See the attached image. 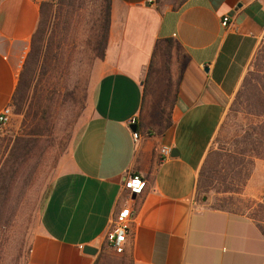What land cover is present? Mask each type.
I'll return each mask as SVG.
<instances>
[{"label":"crops","instance_id":"crops-1","mask_svg":"<svg viewBox=\"0 0 264 264\" xmlns=\"http://www.w3.org/2000/svg\"><path fill=\"white\" fill-rule=\"evenodd\" d=\"M43 1L0 0V112L12 101ZM263 37L264 0H186L166 9L112 0L90 116L51 183L26 264H99L106 251L116 253L104 236L133 173L146 188L129 200L137 214L116 253L129 264H264V235L251 217L196 201L200 167ZM172 43L180 56L167 103ZM163 145L176 155L161 156Z\"/></svg>","mask_w":264,"mask_h":264},{"label":"rangeland","instance_id":"rangeland-1","mask_svg":"<svg viewBox=\"0 0 264 264\" xmlns=\"http://www.w3.org/2000/svg\"><path fill=\"white\" fill-rule=\"evenodd\" d=\"M154 1L166 9L180 0ZM48 2L40 43L44 49L48 45L50 61L43 67L41 59L32 69L23 93L8 106L7 121L0 125V264H26L44 200L90 116L92 89L100 73L94 36L101 0ZM170 47L164 66L169 75L167 103L180 56L175 43ZM258 62L261 70L250 89L240 98L233 96L214 134L206 156L218 152L209 155L198 174L196 201L251 217L264 232V128L258 125L264 119V37L244 76ZM152 75L145 79L147 94ZM99 264L129 262L106 251Z\"/></svg>","mask_w":264,"mask_h":264},{"label":"trees","instance_id":"trees-1","mask_svg":"<svg viewBox=\"0 0 264 264\" xmlns=\"http://www.w3.org/2000/svg\"><path fill=\"white\" fill-rule=\"evenodd\" d=\"M47 1H43L40 6V17L39 21L36 27V30L34 31L31 41H30V47L28 50V53L22 63V67L18 76V83L16 86V89L12 95V100L17 97L18 94L23 93L24 88L26 87V84L28 82V77L29 73L38 66L42 59V66L45 67L50 61V54H49V49L48 45L46 44L45 49L43 48L41 42V34L44 31V24H45V14H46V9L50 5V3ZM111 1L112 0H101V6H100V13L98 15V24H97V29L96 33L94 36V45H95V51L96 55L102 59L104 57L106 45H107V39H108V32H109V25H110V17H111ZM186 0H180L179 3L175 6H181ZM60 4H66L69 5L72 0H58ZM174 8V7H173ZM168 42H171V39L167 40ZM261 62L256 63V68L255 70H252L248 73L247 76H244L241 82V85L237 89L235 96L236 98L242 97L247 91L250 89L253 79L257 76V73L260 72L261 69ZM258 125L262 126L264 128V119H261ZM261 135V132L259 133ZM264 135V134H262ZM256 153H260V148L257 149L255 146ZM218 151L212 150L208 153L206 156L202 167L199 172V177L202 175L203 171V165L205 164L206 161L209 159V155L211 156L212 153H217ZM3 189V181H1V176H0V193L1 190ZM256 222V221H255ZM258 225V224H257ZM260 231L264 235V232L262 231L261 227L258 225ZM95 264H98L97 262Z\"/></svg>","mask_w":264,"mask_h":264},{"label":"built area","instance_id":"built-area-1","mask_svg":"<svg viewBox=\"0 0 264 264\" xmlns=\"http://www.w3.org/2000/svg\"><path fill=\"white\" fill-rule=\"evenodd\" d=\"M221 23L223 26H227L229 18H222ZM8 116L9 109L6 107L0 112V125L7 121ZM130 123L135 124V119H132ZM132 136L136 139L138 137L137 131L133 130ZM159 152L163 157L168 156L170 146H161ZM123 188L127 191V198L114 210L104 236L106 244L116 253L124 252L125 245L130 237L132 223L137 214V208L130 204L129 200L133 195L137 196L143 193L146 188V180L139 174H128L123 181Z\"/></svg>","mask_w":264,"mask_h":264},{"label":"water","instance_id":"water-1","mask_svg":"<svg viewBox=\"0 0 264 264\" xmlns=\"http://www.w3.org/2000/svg\"><path fill=\"white\" fill-rule=\"evenodd\" d=\"M170 155L171 156L176 155V150L174 148H172L170 150ZM83 251L88 253V254H95L97 249L95 247H92V246H89V245H85V246H83Z\"/></svg>","mask_w":264,"mask_h":264}]
</instances>
